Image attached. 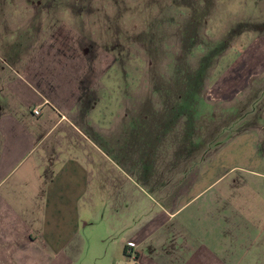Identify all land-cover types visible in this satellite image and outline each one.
I'll return each instance as SVG.
<instances>
[{"label": "crops", "instance_id": "1", "mask_svg": "<svg viewBox=\"0 0 264 264\" xmlns=\"http://www.w3.org/2000/svg\"><path fill=\"white\" fill-rule=\"evenodd\" d=\"M36 62L0 58V264H264V87L229 138L249 162L225 168L194 138L156 135L166 120L140 139L144 106L94 141L72 99L37 90Z\"/></svg>", "mask_w": 264, "mask_h": 264}, {"label": "rangeland", "instance_id": "2", "mask_svg": "<svg viewBox=\"0 0 264 264\" xmlns=\"http://www.w3.org/2000/svg\"><path fill=\"white\" fill-rule=\"evenodd\" d=\"M252 57L264 60V0H0V58L36 60L37 90L72 99L96 142L139 105L140 139L166 120L156 135L247 166L250 144L229 138L245 129L256 98L245 93L264 87Z\"/></svg>", "mask_w": 264, "mask_h": 264}, {"label": "built area", "instance_id": "3", "mask_svg": "<svg viewBox=\"0 0 264 264\" xmlns=\"http://www.w3.org/2000/svg\"><path fill=\"white\" fill-rule=\"evenodd\" d=\"M32 113H33V115H34L36 118H39V117L42 115V111H41L40 108H34V109L32 110ZM134 258H135V256H134Z\"/></svg>", "mask_w": 264, "mask_h": 264}]
</instances>
